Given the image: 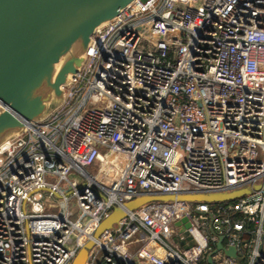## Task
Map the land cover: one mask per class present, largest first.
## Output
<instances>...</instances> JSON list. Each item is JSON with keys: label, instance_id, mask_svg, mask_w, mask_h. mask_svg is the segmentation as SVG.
I'll list each match as a JSON object with an SVG mask.
<instances>
[{"label": "built area", "instance_id": "obj_1", "mask_svg": "<svg viewBox=\"0 0 264 264\" xmlns=\"http://www.w3.org/2000/svg\"><path fill=\"white\" fill-rule=\"evenodd\" d=\"M63 89L0 145V264H264V0H135Z\"/></svg>", "mask_w": 264, "mask_h": 264}, {"label": "water", "instance_id": "obj_2", "mask_svg": "<svg viewBox=\"0 0 264 264\" xmlns=\"http://www.w3.org/2000/svg\"><path fill=\"white\" fill-rule=\"evenodd\" d=\"M135 0H0V145L45 119L64 101L63 87L81 71L92 36ZM258 186L255 190H259ZM252 193L143 196L116 208L98 227V239L115 223L149 202L168 200L223 203ZM184 219L177 223H186ZM186 228L189 224L186 223ZM183 232V229L181 230ZM94 241L73 264H85ZM218 248L223 249L222 239ZM226 254L237 257L234 248Z\"/></svg>", "mask_w": 264, "mask_h": 264}, {"label": "rangeland", "instance_id": "obj_3", "mask_svg": "<svg viewBox=\"0 0 264 264\" xmlns=\"http://www.w3.org/2000/svg\"><path fill=\"white\" fill-rule=\"evenodd\" d=\"M100 152H101V153H104V149H102ZM88 170H90L91 172H95V171L97 170V166H96V164H92V165L88 168ZM149 203H151V202H149ZM69 209H70V211L73 212V215H72L71 219H73V220H77V219L79 218V216H80V210H79V208H78V204H77V202H76L74 199H71V200L69 201ZM53 211H54V212H58V209H55V210H53ZM83 222H86V219H84ZM92 247H93V246H92ZM97 260H98V261L100 260V255L98 256Z\"/></svg>", "mask_w": 264, "mask_h": 264}]
</instances>
